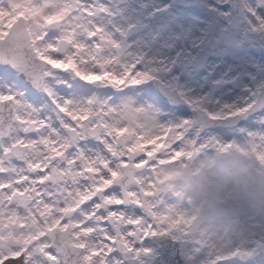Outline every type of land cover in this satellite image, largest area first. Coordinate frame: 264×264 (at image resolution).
I'll list each match as a JSON object with an SVG mask.
<instances>
[{"label":"snow or ice","instance_id":"1","mask_svg":"<svg viewBox=\"0 0 264 264\" xmlns=\"http://www.w3.org/2000/svg\"><path fill=\"white\" fill-rule=\"evenodd\" d=\"M189 13L218 20L210 36ZM122 15L113 0H0V264H264V223L227 249L210 245L191 202L181 207L158 182L161 169L209 152L264 168V130L237 143L161 123L156 105H169L147 83L220 48L259 55L264 72L250 37L264 35V0H191L155 40Z\"/></svg>","mask_w":264,"mask_h":264},{"label":"rangeland","instance_id":"2","mask_svg":"<svg viewBox=\"0 0 264 264\" xmlns=\"http://www.w3.org/2000/svg\"><path fill=\"white\" fill-rule=\"evenodd\" d=\"M113 2L118 10L123 9L121 21L137 25L134 35L146 30V34L153 40L157 39L164 29L170 27L167 23L169 16L179 17V14L190 6V4H178L176 0H113ZM197 2L205 6L213 2L226 3L227 0ZM149 3L155 9L147 11ZM188 15L200 28L203 37L210 36L214 31V25L218 23L215 18L205 20L191 13ZM153 19L159 21L154 31L149 27V21ZM205 24L208 25L207 29L203 27ZM183 27V36L187 38L192 34V27L190 24H184ZM250 37L253 39L252 50L259 52L264 49L262 34L254 33L250 34ZM179 38L177 33L170 32L167 37L170 42L167 48L171 49L172 44ZM155 58L154 56L153 59ZM192 58L195 57L190 59ZM148 63L151 64L152 60ZM260 63L259 55L245 60L220 48L213 51L202 68L196 66L194 70L190 69L187 72L161 71L157 78L162 80L166 88H176L189 102L190 108L184 109L178 104L166 101L169 105L167 109L156 105L157 119H160L161 123L182 121L190 126L195 124L209 128L204 124V114L224 116L232 113V111H224L225 108L235 111L243 109L246 117L242 122L220 128L210 127L213 135L219 139L242 143L248 134L255 135L264 130V106L250 110L261 88L264 87V72H261ZM193 71L201 74L196 77ZM144 75L147 76L148 73ZM252 84H255V91L251 90ZM250 96H254L255 99L248 103ZM217 129L223 131H216ZM158 182L166 196L175 197V202L181 207L186 206L185 201H190L191 209L196 213L205 199L210 198L218 205V217L199 226L201 235L210 245L227 249L232 244L245 239L254 224L264 223V205L261 204L264 200V168L256 159L240 152L233 151L229 156L220 158L215 152H209L191 161L165 167L160 170ZM229 197L236 200L238 208L241 213L246 214L247 220L242 215L236 222L227 219L226 200ZM153 247L158 254L160 244Z\"/></svg>","mask_w":264,"mask_h":264},{"label":"water","instance_id":"3","mask_svg":"<svg viewBox=\"0 0 264 264\" xmlns=\"http://www.w3.org/2000/svg\"><path fill=\"white\" fill-rule=\"evenodd\" d=\"M177 2L178 4H185V5L191 4V0H177ZM241 2H243V0H241ZM136 30L137 28L134 29V32H136ZM212 53L213 51H210L205 53L202 57H199L198 63H197V57L192 59L185 57V59L187 60V65L196 63L197 67L202 68L205 65L209 56L212 55ZM148 83L151 84V86L156 90V92L159 93V96L163 97L165 101L169 103L178 104L184 109L190 108L189 102L178 92L176 88H166V85L159 78L150 79L148 80ZM262 106H264V93L260 91L257 100L251 106V110H257ZM231 115L232 114L227 116H211L209 114H204L203 121L204 124L208 127L220 128L223 126L240 123L246 117V113L244 112L243 116L239 118H234L232 120H228L227 117ZM229 154L230 152L226 154H216V156L227 157ZM226 205H227V211H226L227 219L231 222L239 221L241 216V211L237 206L236 200L233 197H229L226 200ZM211 208H212V212L209 213ZM218 215H219L218 205L210 198L204 200L197 214L199 226L205 221H211L216 219ZM162 247L163 246L160 244V248ZM162 255L163 253L159 252L157 258H159Z\"/></svg>","mask_w":264,"mask_h":264},{"label":"bare ground","instance_id":"4","mask_svg":"<svg viewBox=\"0 0 264 264\" xmlns=\"http://www.w3.org/2000/svg\"><path fill=\"white\" fill-rule=\"evenodd\" d=\"M141 1H145V0H141ZM153 9H155L154 7H151V3H149L148 5H147V11H151V10H153Z\"/></svg>","mask_w":264,"mask_h":264},{"label":"clouds","instance_id":"5","mask_svg":"<svg viewBox=\"0 0 264 264\" xmlns=\"http://www.w3.org/2000/svg\"><path fill=\"white\" fill-rule=\"evenodd\" d=\"M261 204L264 205V200L261 201Z\"/></svg>","mask_w":264,"mask_h":264}]
</instances>
